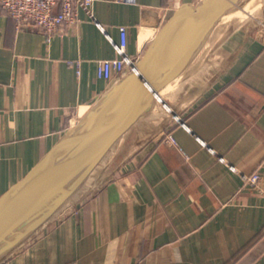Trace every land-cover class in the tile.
<instances>
[{"label":"crops","instance_id":"crops-1","mask_svg":"<svg viewBox=\"0 0 264 264\" xmlns=\"http://www.w3.org/2000/svg\"><path fill=\"white\" fill-rule=\"evenodd\" d=\"M184 1L94 0V20L79 8L77 24L49 37L17 28L0 5V196L120 78L97 72L101 60L118 56L111 38L119 41V26L138 62ZM258 14L264 18V8ZM257 29L238 27L196 71L161 91L171 117L158 101L0 264H264V38ZM255 170L258 188L241 177Z\"/></svg>","mask_w":264,"mask_h":264},{"label":"water","instance_id":"water-1","mask_svg":"<svg viewBox=\"0 0 264 264\" xmlns=\"http://www.w3.org/2000/svg\"><path fill=\"white\" fill-rule=\"evenodd\" d=\"M254 8L263 10L264 0L179 3L136 63V70L122 75L0 196V261L70 201L158 101L167 107L161 91L185 72H192L240 27L224 30L212 42L229 14L240 10L248 16L246 21L253 17Z\"/></svg>","mask_w":264,"mask_h":264},{"label":"built area","instance_id":"built-area-1","mask_svg":"<svg viewBox=\"0 0 264 264\" xmlns=\"http://www.w3.org/2000/svg\"><path fill=\"white\" fill-rule=\"evenodd\" d=\"M93 2L94 0H0V5L14 18L17 28L39 29L49 37L55 34L64 35L66 26L77 24L79 8L92 16ZM257 30L264 38V18L259 21ZM119 32V41L111 38L118 56L103 59L98 64V76L106 80H112L115 74L121 77L127 72L136 70L137 61L126 52L127 27L120 25ZM166 141L171 145H178L171 133L166 134ZM241 177L245 183L258 188L261 177L259 171L255 170L251 174L241 173Z\"/></svg>","mask_w":264,"mask_h":264},{"label":"bare ground","instance_id":"bare-ground-1","mask_svg":"<svg viewBox=\"0 0 264 264\" xmlns=\"http://www.w3.org/2000/svg\"><path fill=\"white\" fill-rule=\"evenodd\" d=\"M255 9V8H254ZM260 11V9H255L251 12V16H253L254 18H256V16L258 15V12ZM247 15L241 13L240 10H236L234 12H232L231 14H229L227 16L226 19H224L225 21L223 22L224 24H221L216 32L215 37L213 38L212 42L216 39L217 36H220L221 33L226 30L231 24H238L242 21H245V19H247ZM252 17V18H253ZM194 68V67H193ZM192 68V69H193ZM192 71V70H191ZM190 72V71H189ZM183 76V75H182ZM180 76L179 78H177L176 80H174L173 82H171L169 85H167L162 91L165 92L167 91V89L171 88L173 85H175L178 81H180L181 79H183V77ZM182 81V80H181ZM175 83V84H174ZM156 109V104L154 105L153 109ZM166 109L168 110V112H171V107L169 105H167ZM164 112V111H163ZM172 113V112H171ZM170 114V113H169ZM114 163V162H113Z\"/></svg>","mask_w":264,"mask_h":264},{"label":"rangeland","instance_id":"rangeland-1","mask_svg":"<svg viewBox=\"0 0 264 264\" xmlns=\"http://www.w3.org/2000/svg\"><path fill=\"white\" fill-rule=\"evenodd\" d=\"M262 9H260V11H261ZM259 11V12H260ZM262 19V15L261 14H258L257 16H256V18H249L248 20H246V21H242V22H240V23H238V24H231L228 28H231L230 29V31L231 30H233V29H235L236 27H238L240 24V26H245V25H252L254 28H258L259 27V21ZM227 28V29H228ZM226 29V30H227ZM195 67V66H194ZM198 67V66H197ZM196 69H198V68H195V70L194 71H196ZM193 70V69H192ZM199 70H200V73H204L205 71H204V68L203 67H201V69H200V67H199ZM204 71V72H203ZM187 73H189L188 71L187 72H185L184 74H183V78L184 77H186L187 76ZM175 84V83H174ZM170 89V88H169ZM169 89H167V90H169ZM157 105H156V109H157ZM159 107H160V105H159ZM158 107V108H159ZM162 109V108H161ZM164 112V117H166V118H170L171 117V112H168V111H166V110H164V109H162ZM155 111V110H154ZM170 113V114H169Z\"/></svg>","mask_w":264,"mask_h":264}]
</instances>
